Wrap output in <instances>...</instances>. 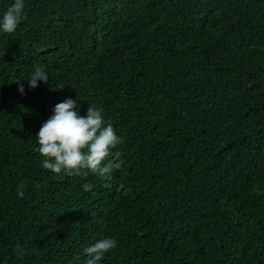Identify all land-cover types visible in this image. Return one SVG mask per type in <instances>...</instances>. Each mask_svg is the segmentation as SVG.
<instances>
[{"label":"trees","instance_id":"16d2710c","mask_svg":"<svg viewBox=\"0 0 264 264\" xmlns=\"http://www.w3.org/2000/svg\"><path fill=\"white\" fill-rule=\"evenodd\" d=\"M24 5L0 32V264H86L105 238L98 264H264V0ZM67 99L121 138L110 177L42 167Z\"/></svg>","mask_w":264,"mask_h":264},{"label":"clouds","instance_id":"9594fccd","mask_svg":"<svg viewBox=\"0 0 264 264\" xmlns=\"http://www.w3.org/2000/svg\"><path fill=\"white\" fill-rule=\"evenodd\" d=\"M24 0H14L0 20V32L13 34L21 23ZM48 75L43 67L35 65L27 80L30 88L35 89L38 82L48 83ZM19 91L23 94L24 88ZM75 100L67 99L55 105L53 115L41 126L37 136V151L42 157V167L53 174L71 177L89 174L100 178L110 177L113 169H119L123 161L119 153L109 159L112 150L121 143L111 123L105 124L102 111L89 105L85 116L75 111ZM119 161V162H117ZM24 185L18 186V196L23 198ZM92 184L83 185L84 191H91ZM117 241L105 238L84 249L86 264H98L104 254L114 249ZM17 251L22 254L20 246Z\"/></svg>","mask_w":264,"mask_h":264}]
</instances>
